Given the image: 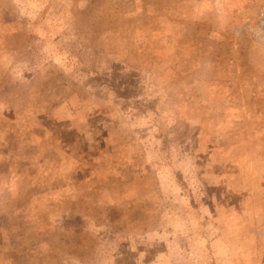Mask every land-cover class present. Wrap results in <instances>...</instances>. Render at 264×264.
<instances>
[{
    "label": "rangeland",
    "instance_id": "374dc122",
    "mask_svg": "<svg viewBox=\"0 0 264 264\" xmlns=\"http://www.w3.org/2000/svg\"><path fill=\"white\" fill-rule=\"evenodd\" d=\"M264 0H0V264H264Z\"/></svg>",
    "mask_w": 264,
    "mask_h": 264
},
{
    "label": "built area",
    "instance_id": "2783aa9c",
    "mask_svg": "<svg viewBox=\"0 0 264 264\" xmlns=\"http://www.w3.org/2000/svg\"><path fill=\"white\" fill-rule=\"evenodd\" d=\"M262 19H263V23H264V12L262 13Z\"/></svg>",
    "mask_w": 264,
    "mask_h": 264
}]
</instances>
